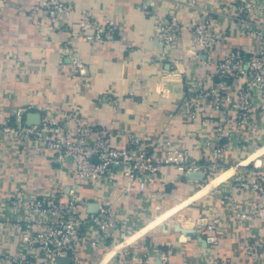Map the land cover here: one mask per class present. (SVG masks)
<instances>
[{
	"label": "crops",
	"instance_id": "obj_1",
	"mask_svg": "<svg viewBox=\"0 0 264 264\" xmlns=\"http://www.w3.org/2000/svg\"><path fill=\"white\" fill-rule=\"evenodd\" d=\"M68 1L71 12L51 24L46 0H0V116L12 122L14 112L25 109L21 120L31 125L39 122L43 109L58 116L73 108L97 128L110 129L116 140L133 132L143 135L146 146L155 149L167 139L200 165L211 161L218 165L184 176L163 151H156L161 165L142 196L137 181L122 170H115L104 188L72 183L66 169L44 163L43 158H51V153L34 155L0 140V198L19 196L33 187L48 193L57 181L65 193L73 191L83 219L97 213L102 202L114 207L119 213L114 225L99 230L106 242L90 252L80 249L79 261L70 264H139L137 258L144 253L148 255L144 264L229 260L264 264V248H258L253 262L243 255L240 245L243 237L264 238V218L237 224L222 203L223 197L244 194L235 189L237 180L264 169V112L259 108L264 95L253 96L252 117L244 126L232 120L233 99H226L229 111L221 127L232 131L229 138L219 135L213 125L219 122L217 118L196 124L180 112L187 77L200 78L212 69L205 65L206 55L199 52L195 57L193 21L204 11L211 15L219 38L213 51L216 61L231 51L254 54L257 40L243 33L232 15L244 4L264 9V0ZM85 10L92 11L100 24L112 21L117 26L114 39L96 42L75 36ZM171 15L179 23L180 38L167 55L155 38V28L160 19ZM250 17L264 24V16L251 13ZM65 47L83 60L75 76ZM195 173L200 176L192 177ZM92 206L96 211L90 210ZM10 217L7 209L5 218ZM215 218L221 224L214 233L217 240L207 244L204 227ZM3 249L17 253V245L10 241L3 243Z\"/></svg>",
	"mask_w": 264,
	"mask_h": 264
},
{
	"label": "built area",
	"instance_id": "obj_2",
	"mask_svg": "<svg viewBox=\"0 0 264 264\" xmlns=\"http://www.w3.org/2000/svg\"><path fill=\"white\" fill-rule=\"evenodd\" d=\"M45 9L48 21L55 24L68 16L72 5L68 0H46ZM251 13L263 17L264 9L244 4L235 8L232 17L243 33L257 40L258 51L254 54L231 51L216 61L213 51L219 38L207 11L193 21L190 29L198 46L195 57L199 52L206 55L205 65L212 66V69L200 78L187 77L180 112L186 121L196 124L206 123L210 117L217 118L219 122L213 125L221 137L233 136L231 130L223 131L221 127L226 117L224 113L229 111L227 98L233 99L232 120L238 126H244L252 117L253 96L264 95V24L252 20ZM116 31L117 26L112 21L100 24L92 11L85 10L81 13L75 36L89 41H107L114 39ZM155 38L164 53L170 55L180 38V26L175 16L157 22ZM64 49L69 54L75 76L81 72L83 60L71 49ZM259 108L264 112V100ZM24 110L17 109L12 122L0 116V140L34 155L51 153V158H43L44 163L51 166L53 162L66 169L72 183H92L94 187L104 188L110 184L112 173L122 170L130 180L137 181L138 192L146 196V184L156 176L161 165L156 154L160 150L184 176L195 169L202 171L218 165L215 161L200 165L189 158L186 150L177 148L167 139L160 141L155 149L146 146L143 135L133 132L121 134L118 141L110 129L97 128L73 108L60 112L58 116L43 109L39 122L31 125L21 120ZM224 146L227 147L228 143ZM69 160L71 164L67 166ZM52 185L48 193L33 187L19 196L0 198V264H56L58 259L77 263L80 249L90 252L106 242L105 236L99 235V230L114 225L113 219L119 215L118 211L109 203L102 202L97 213H89L83 219L73 191L65 193L57 181ZM235 189L244 194L241 197H223L222 202L228 206L235 223L263 219L264 169L237 180ZM7 209L11 210V217L6 219ZM219 226L221 224L216 218L205 224L204 241L207 244L217 240L214 233ZM131 228L134 229L133 226ZM7 241L17 245L16 254L4 251L3 243ZM240 245L243 255L256 262L258 248H264V238L243 237ZM147 256L146 253L140 255L137 262L144 264ZM161 259H167L164 253ZM222 264L237 263L229 260Z\"/></svg>",
	"mask_w": 264,
	"mask_h": 264
},
{
	"label": "water",
	"instance_id": "obj_3",
	"mask_svg": "<svg viewBox=\"0 0 264 264\" xmlns=\"http://www.w3.org/2000/svg\"><path fill=\"white\" fill-rule=\"evenodd\" d=\"M34 122H35V121H34ZM191 176L197 178V177H199L200 175L197 174V173H195V174H192ZM90 210H91V211H96L95 208H94L93 206L90 207ZM56 264H70V261H69L68 259H58Z\"/></svg>",
	"mask_w": 264,
	"mask_h": 264
}]
</instances>
